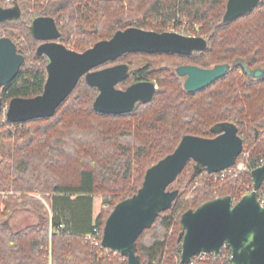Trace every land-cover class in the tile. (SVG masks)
<instances>
[{
    "label": "trees",
    "instance_id": "16d2710c",
    "mask_svg": "<svg viewBox=\"0 0 264 264\" xmlns=\"http://www.w3.org/2000/svg\"><path fill=\"white\" fill-rule=\"evenodd\" d=\"M226 2L0 0L2 7L19 9L20 15L0 22V28H6L4 36L24 56L15 77L0 89V264H47L48 246L51 264H127L125 256L101 245L104 221L116 203L141 186L146 168L171 153L183 135L210 138L219 133L218 124L232 123L242 138V150L250 151L249 166L264 157V134H260L264 75L253 78L240 64L248 69L264 68V0L224 22ZM42 14L55 20L58 40L73 42L72 49L78 52L131 26L166 31L177 15L189 19L187 28L200 25L198 36L206 39V47L190 55L126 52L98 65L128 64V75L117 84L119 88L140 80L155 82L151 100L138 102L129 112L94 110L97 90L81 77L51 117L12 123L5 116L9 100L32 97L43 90L48 59L36 54L41 40L31 32L32 20ZM157 59L202 68L217 63L230 67L206 87L188 92L172 68L155 65ZM208 176L193 161L186 163L175 179L176 198L136 239L135 253L141 264H189L181 262L180 215L217 196L229 195L235 203L247 185L252 187L246 174L221 184ZM29 193H48L44 199L50 214ZM95 197L106 208L101 206L94 218ZM17 208L33 210L37 221L12 230L8 220ZM88 234L92 236L87 238ZM193 264L230 263L210 258Z\"/></svg>",
    "mask_w": 264,
    "mask_h": 264
},
{
    "label": "water",
    "instance_id": "95a60500",
    "mask_svg": "<svg viewBox=\"0 0 264 264\" xmlns=\"http://www.w3.org/2000/svg\"><path fill=\"white\" fill-rule=\"evenodd\" d=\"M258 2L227 0L222 20L226 22L249 12ZM19 15L17 6H0V22ZM31 32L41 40L36 54L48 59L46 78L40 94L9 100L5 116L12 123L51 117L81 77L97 90L92 103L94 110L106 114L129 112L138 102L151 100L155 83L140 80L122 89L117 84L127 77L128 64L116 63L97 69L98 65L114 61L126 52L190 55L206 47L203 36L131 26L116 30L110 38L78 52L57 41L59 30L50 16L35 17ZM23 60L24 56L17 52L15 43L9 37L0 36V89L15 77ZM240 64L245 74L258 79L263 77L264 68L248 69L243 62ZM229 67L228 63H217L208 68L180 64L175 73L183 78V88L193 92L223 76ZM217 130L219 133L210 138L183 135L171 153L146 168L137 191L116 203L107 215L101 233L103 247L125 256L127 264H141L135 253L136 239L176 198L178 189H172L171 185L186 163L191 160L196 169L204 168L212 173L232 165L241 152L243 142L234 124L220 123ZM250 176L252 189L235 203L229 195L217 196L180 215L178 239L181 241L182 263H188L201 250L217 251L227 243L231 250V264H264V206H260L256 195L264 179V164L252 169Z\"/></svg>",
    "mask_w": 264,
    "mask_h": 264
},
{
    "label": "rangeland",
    "instance_id": "374dc122",
    "mask_svg": "<svg viewBox=\"0 0 264 264\" xmlns=\"http://www.w3.org/2000/svg\"><path fill=\"white\" fill-rule=\"evenodd\" d=\"M5 1V3H7L8 2V0H4ZM36 6V5H35ZM28 10H27V12L28 13H30V14H32L33 13V9H31V8H27ZM38 16H46V15H44V14H42V15H38ZM37 17V16H36ZM35 18V17H34ZM181 18V19H180ZM178 20L179 21H181V24H179L178 23ZM188 21H189V19L187 18H184V17H180L179 15H177V18L176 19H172V21H171V23L168 25V28H167V30L166 31H176V32H179V33H181V34H184V35H189V36H197L198 35V29L200 28V25H198V24H195L194 26H192V27H189V28H187L188 27ZM193 25V24H192ZM58 27V26H57ZM6 28H3V27H1L0 28V36H4V30H5ZM149 30H153V29H149ZM155 31V30H154ZM57 41H59L58 39H57ZM60 42V41H59ZM97 42V41H96ZM64 44V43H63ZM74 43L73 42H70V43H68V44H65L67 47H69V48H71L72 49V45H73ZM94 44V43H93ZM92 44V45H93ZM91 45V46H92ZM91 46H89V47H91ZM88 47V48H89ZM87 49V48H86ZM117 59V58H116ZM115 59V60H116ZM114 60V61H115ZM145 62V60H142L141 62H140V64H143ZM116 63H120V62H115V63H112V64H109V65H113V64H116ZM153 63H154V61H153ZM109 65H106V66H109ZM155 65L156 66H158V67H160V66H168V67H170V68H172V70L175 72V67L177 66V65H179V64H176V62H174V60L173 59H157V61H155ZM214 64H212V65H210V67H212ZM106 66H103V67H106ZM97 68V67H96ZM100 68H102V67H100ZM98 69V68H97ZM179 77V76H178ZM181 78V77H180ZM181 80H182V83H183V78H181ZM154 82V81H153ZM155 83V82H154ZM156 85V84H155ZM122 89H124V88H122ZM192 175L190 174L188 177H191ZM229 181V180H228ZM171 188L172 189H175V188H177V183H176V181H174L173 183H172V185H171ZM29 194H31V195H34L35 197H37V198H39L41 201H42V203L44 204V207H45V209L47 210V212L50 214V212H51V208L47 205V203L45 202V199H44V196H48V193H45V194H43V193H29ZM102 205H101V199H100V197H95L94 199H93V205H92V212H93V217L95 218L96 217V215L98 214V212H99V210L102 208L101 207ZM32 217H34V221L36 222L37 221V214L35 213V212H33V210H31V209H27V208H17V209H15L13 212H12V214H11V216H10V218H9V220L8 221H10V225L12 226V228H14V229H16V228H22V227H24V226H26L27 224H29V223H31V221L33 220V218ZM19 220H21L22 222L19 224V226L18 227H16V223L19 221ZM34 222V223H35ZM49 230H50V232H52L53 230L51 229V227L49 226ZM50 247L48 246V255H47V264H51V261H50Z\"/></svg>",
    "mask_w": 264,
    "mask_h": 264
},
{
    "label": "built area",
    "instance_id": "2783aa9c",
    "mask_svg": "<svg viewBox=\"0 0 264 264\" xmlns=\"http://www.w3.org/2000/svg\"><path fill=\"white\" fill-rule=\"evenodd\" d=\"M260 134H264V127L261 129ZM249 150H241V152L238 154V156L236 157L234 163L220 171H216V172H212L209 173L210 177L209 179L213 182V183H224L228 180L240 177L241 174H246V176L250 177V172L252 169L259 167L261 165L264 164V157L261 158H256L254 160V164L253 166H249ZM252 183V182H251ZM252 189V187L250 188L249 185L246 186V193L249 192ZM256 195H257V201L260 204V206H264V179L263 181L260 183L257 191H256ZM103 208H106V205L102 206ZM96 232V235L99 233L98 229L94 230ZM92 235L88 234L86 235L87 238H90ZM230 254H231V250L230 247L227 243H223L219 249L217 251H204L201 250L199 251L196 255L192 256L190 261L188 262L189 264H193L194 261L197 260H207V259H216V258H220L222 259L224 262H230Z\"/></svg>",
    "mask_w": 264,
    "mask_h": 264
},
{
    "label": "crops",
    "instance_id": "0c3cea01",
    "mask_svg": "<svg viewBox=\"0 0 264 264\" xmlns=\"http://www.w3.org/2000/svg\"><path fill=\"white\" fill-rule=\"evenodd\" d=\"M33 218V220L31 221V223H29V224H32V223H34L35 221H34V217H32ZM22 221L21 220H19L17 223H16V227H18L19 226V224L21 223ZM9 225H10V221H9ZM10 227H11V229L12 230H18V229H20V227L19 228H16V229H14V228H12V226L10 225Z\"/></svg>",
    "mask_w": 264,
    "mask_h": 264
},
{
    "label": "flooded vegetation",
    "instance_id": "af4514ba",
    "mask_svg": "<svg viewBox=\"0 0 264 264\" xmlns=\"http://www.w3.org/2000/svg\"><path fill=\"white\" fill-rule=\"evenodd\" d=\"M179 65H180V64H179ZM177 66H178V65H177ZM177 66H176V67H177ZM176 67H175V68H176ZM174 70H175V69H174Z\"/></svg>",
    "mask_w": 264,
    "mask_h": 264
}]
</instances>
